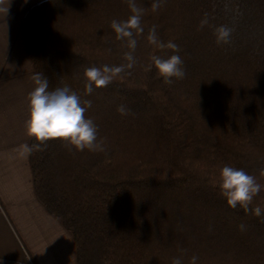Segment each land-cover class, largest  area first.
Listing matches in <instances>:
<instances>
[{"label":"trees","instance_id":"trees-1","mask_svg":"<svg viewBox=\"0 0 264 264\" xmlns=\"http://www.w3.org/2000/svg\"><path fill=\"white\" fill-rule=\"evenodd\" d=\"M152 2L136 0L145 13L134 66L91 94L86 68L128 63L110 26L131 14L127 0H43L27 10L36 72L49 90L67 85L91 101L86 117L104 148L41 144L29 156L35 194L72 235L76 264H264V215L230 208L218 188L224 165L264 185V0H165L156 12ZM153 25L178 53L148 43ZM221 25L232 31L217 44ZM173 54L185 76L166 84L148 70L150 57Z\"/></svg>","mask_w":264,"mask_h":264},{"label":"crops","instance_id":"crops-1","mask_svg":"<svg viewBox=\"0 0 264 264\" xmlns=\"http://www.w3.org/2000/svg\"><path fill=\"white\" fill-rule=\"evenodd\" d=\"M43 0H0V264H76L73 237L38 200L29 156L26 97L37 73L26 51L24 17Z\"/></svg>","mask_w":264,"mask_h":264},{"label":"clouds","instance_id":"clouds-1","mask_svg":"<svg viewBox=\"0 0 264 264\" xmlns=\"http://www.w3.org/2000/svg\"><path fill=\"white\" fill-rule=\"evenodd\" d=\"M165 0H153L151 10L158 11ZM130 15L125 20H112L111 28L116 34V39L126 41L129 51L124 53L127 64L119 66L104 65L101 67H89L84 71L86 79L85 93L91 94L95 88L108 86L114 77L120 75L125 69H131L135 64L133 53L137 47V35L144 33L142 18L145 9L138 6L136 0H127ZM208 24L207 18L201 20L200 26ZM231 29L221 25L216 27L214 35L216 43H228ZM147 41L159 49H171L173 52L180 51L179 46L172 41L166 44L162 42L157 34L156 26L153 25L147 35ZM152 66L156 68L159 76L164 78V83H172L171 78L183 79L185 71L182 67L183 60L178 54H173L168 58L153 55L150 57ZM34 83L33 89L28 93L26 100L28 104V119L25 122L26 134L38 143L29 145L24 143L19 146V154L27 158L34 150H40V145L51 140L65 142L76 151H103V141H98V127L91 118L86 117L87 108L91 107V101H81L80 96L67 85L49 90L48 79L43 73H34L31 76ZM117 111L121 115H128L130 109L120 105ZM264 175V171L261 173ZM219 194L226 200L227 205L236 209L239 206L245 213H251L257 217L264 215V209L260 206L250 208L253 200L262 190V185L257 177L249 174L242 168L224 165L219 173ZM244 230V225L238 226ZM197 257L191 258V264H196ZM172 264H182L180 258H174Z\"/></svg>","mask_w":264,"mask_h":264},{"label":"rangeland","instance_id":"rangeland-1","mask_svg":"<svg viewBox=\"0 0 264 264\" xmlns=\"http://www.w3.org/2000/svg\"><path fill=\"white\" fill-rule=\"evenodd\" d=\"M69 234H70V232H68ZM70 236H71V234H70ZM72 237V236H71Z\"/></svg>","mask_w":264,"mask_h":264}]
</instances>
